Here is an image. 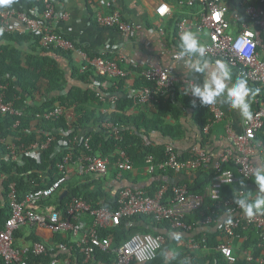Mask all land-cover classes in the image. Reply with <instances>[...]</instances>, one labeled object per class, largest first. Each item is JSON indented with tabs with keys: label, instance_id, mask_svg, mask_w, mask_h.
Masks as SVG:
<instances>
[{
	"label": "built area",
	"instance_id": "2783aa9c",
	"mask_svg": "<svg viewBox=\"0 0 264 264\" xmlns=\"http://www.w3.org/2000/svg\"><path fill=\"white\" fill-rule=\"evenodd\" d=\"M244 7L245 14L253 28L242 27L237 33L230 29V23L226 19L228 7L226 0H187L180 3L186 7L201 6L200 13L195 27L197 32L206 31L208 41L204 43L206 47L205 56L212 62L223 61L230 69L237 71L239 78L247 81V86L254 87L261 93V98H256L257 110L252 112L250 118L243 121V130L236 134L230 127L226 128V136L231 143V149L222 153L217 160L207 154L200 146L191 148V156L182 160L181 154L173 145L165 146V159L161 163L155 164L153 157L145 159V169L149 175L157 173H192L204 168L218 170L223 163H233L236 173L230 170L221 171L211 181L207 187L206 196L215 203L216 210L223 207L225 212L215 220V212L209 216H204L201 225L210 230L211 226L223 235L224 244H221L217 251L228 264H234L236 257L233 254L232 241L237 239L236 231L245 222L261 233L264 239V216H247L239 208L234 200L245 196V192H240L235 198L223 200L222 190L228 185L236 184L238 177L246 182L253 179L255 164L252 161L253 154L258 151L264 161V142L258 139V134L264 127V61L260 59L258 49L262 47L260 35L264 33V11L247 2L238 0ZM44 11L41 19L43 25L35 19L30 18L26 13L17 12L12 8L0 9L1 31H17L20 34L35 33L41 35V46L44 49L54 48L61 51H74L76 61L80 64V72L91 67L101 78L117 79L126 78L131 75L136 68L122 55H117L112 59L105 57L90 58L84 51L76 48V45L61 33H56L55 23L58 20H68L66 13L57 11L53 0H43ZM109 8L108 14L97 12L95 22L101 28L112 29L123 36L133 35L137 27L129 21L123 19L117 8V0H107ZM34 14V11L32 12ZM155 14L165 17L169 14V7L160 4L155 9ZM219 14L218 19L214 15ZM17 22L15 26L11 21ZM186 20L183 19L178 25V36L185 31ZM58 32V31H57ZM175 60H182L184 57L172 55ZM138 78H141L150 86H141L129 91L130 97L135 104H147L156 95L170 96L177 84L176 78L170 69L155 66L139 71ZM0 82V115L20 116L21 112L13 108V103L6 101V86ZM93 87L97 91L100 101L107 100L109 105L106 113L115 109L117 95L109 93L106 95L97 86ZM106 91V88L103 89ZM213 116V122L203 129V134L208 133L213 125L221 121L223 114L216 105L207 106ZM64 115L61 108L38 114L36 117L46 122L58 119ZM66 117L74 118L73 114L67 113ZM19 126L16 121L13 129ZM102 127L112 130L113 136L118 139L119 129L111 124L104 123ZM26 132L29 129L26 128ZM61 135L57 140L56 136ZM46 141L34 143L28 146L7 143L0 138V144L5 151L0 150V160L5 162H15L18 166L23 165L24 158H31L39 161L42 151L48 149L50 143L55 141V154L60 155L59 162L56 163L58 177L45 188L37 189L26 194L22 199L18 198L15 184L7 185V204L9 216L0 230V261L4 264H42L31 262L33 258L50 257L49 264H55L56 260L51 257L53 250L40 242H33L29 247L18 249L14 246V234L23 227H40L48 229L53 234H69L74 238V246L79 249L82 255V262L87 264L94 259L97 251L106 253L113 257V264H148L157 257V252L165 243L163 236L152 234H135L119 247L112 246L110 236L100 237V232L109 228L118 227L124 218H131L135 215L152 217L156 222H166L171 229L184 233L195 231V224L188 221L187 217L194 211L199 210L203 205V197L198 194H189L186 185H175L170 188L171 197L163 203L168 186H163L152 197L146 195L142 190L132 188H122L117 193V209L110 211L106 207L91 209L82 198L69 197L66 187L69 183L79 182L84 184L90 176L104 177L109 174L111 167L114 169V178L123 179V176L133 171V164L129 156L122 150L117 152L115 162L112 164L108 157L88 155L90 150L89 138L77 135L72 126L68 124L67 130L55 129L53 133H46ZM80 150V153L76 152ZM237 176H236V175ZM250 188H255L251 187ZM66 196L61 198L63 192ZM260 193V192H259ZM261 195H264L260 193ZM60 197L64 200L63 206L56 208L48 205V201ZM206 234L203 235L201 243L194 237H188L186 247L191 251L205 249ZM260 263H263L260 260Z\"/></svg>",
	"mask_w": 264,
	"mask_h": 264
},
{
	"label": "trees",
	"instance_id": "16d2710c",
	"mask_svg": "<svg viewBox=\"0 0 264 264\" xmlns=\"http://www.w3.org/2000/svg\"><path fill=\"white\" fill-rule=\"evenodd\" d=\"M57 1L53 0L55 5ZM165 1L172 2L175 8L181 9L178 5L187 0ZM226 1L233 5L236 14L241 20L249 21L244 8L236 5L235 0ZM5 7L26 13L30 18L35 19L42 25L45 23L41 19L44 11L43 0H12L10 5L0 7V9L4 10ZM183 10L185 9L183 8ZM33 11L34 14L32 13ZM183 17L184 15L177 11V14L169 21L170 27L172 26L174 30V35L178 31V24ZM55 32L59 34V32ZM76 48L84 51L77 45ZM85 53L90 58L105 57L112 59L110 56L94 57L87 52ZM74 55V51H61L54 48L44 49L41 46V35L35 33L2 32L0 22V82L6 86L4 92L6 101L12 102L13 108L21 112L19 117L0 115V138L6 140L7 143L15 144L16 147L21 145L28 146L46 141V133H53L55 129L67 130L69 124L77 135L89 138L90 150L86 152L88 155L108 157L113 164L117 152L122 150L129 156L133 166H145V159L148 156L153 157L155 164L161 163L165 159V146L168 144L154 143L151 139L153 133L160 134L163 139H169L171 143L183 137L184 129L180 119L186 115L184 112L186 108L192 110V119L199 129L201 137L203 136L204 127L213 122V116L207 106H201L198 99H196L194 105L189 103L191 99L187 98V95L181 97L174 94L175 96L171 98L160 94L154 96L147 104H135L129 95V91L133 87H125V81L130 75L122 79L101 78L96 75L91 67L80 72V64L75 60ZM65 61L67 62L66 66H63L62 64ZM106 81L111 82L114 86L106 87L105 91L103 90L105 89L103 83ZM95 85H98L97 88L106 95L109 93L117 95L118 98L114 110L106 113L101 112L104 106L108 108L109 105L107 100L104 102L100 101L97 91L93 89V87H96ZM143 85L150 86L149 83H146L141 78H137L134 88L138 89ZM251 89L253 90L252 94H250L251 100L261 98L260 92L256 91L253 86H251ZM55 108H61L64 111V115L49 122L36 117L38 114H43ZM258 108L259 105H255L251 113ZM67 113L73 114L74 118L66 117ZM16 121L19 122V126L13 129ZM104 123L111 124L119 129L118 139L112 135V130H106L102 127ZM26 128L29 129V132H26ZM60 137L61 135L58 134L56 139L58 140ZM258 139H262L264 142V127L258 134ZM202 141L200 143L201 147H203L206 138ZM55 149L56 143L53 141L47 150L41 152L39 161L26 157L23 159L22 166H18L15 162L0 160V188L2 190V199L0 198V230L9 216L6 199L7 185L9 183L15 184L19 199H22L30 192L49 186L58 177L55 165L59 162L60 155H54ZM0 150L5 151L2 144H0ZM76 153L79 154L80 150ZM190 156L191 150L187 155H181L182 160H186ZM226 170L236 173V167L229 162L221 164L219 171L212 168L201 169L199 171L201 172L200 175L192 180L176 182L175 174L169 171L152 175V180L148 187L137 188V186H134V189H140L146 195L152 197L163 186L168 185V191L163 198L164 204L171 197L170 188L175 185H186L189 194L202 196V207L187 217V220L196 226L194 232L184 233L173 230L166 222H156L152 217L135 215L131 218L122 219L118 227L101 231L100 237L110 236L112 238V246L119 247L135 234L145 233L163 236L165 243L157 252L156 259L148 264H228L217 251V248L224 244L223 235L217 229H214V226H211L210 230H206V227L201 225L204 216H209L215 212L213 217L218 220L225 212L223 207L219 210L214 208L215 203L206 196V190L212 179L221 171ZM110 172L114 174L113 167L110 168ZM165 175H168L167 182L158 179ZM105 178V176H90L82 185L77 181L69 183L66 187L68 196L82 198L90 205L91 209L106 207L110 211H114L117 209L118 190L114 192L115 189L108 188ZM124 179L137 184V181L131 176V172L124 175L122 180ZM241 182H243V185ZM251 185L255 186L253 179L246 182L238 177L236 184L223 188L222 198L227 200L235 198L240 192L248 193ZM63 203L64 200L60 197H55L48 201V205L56 208L62 207ZM176 233H180L178 238H171L172 234ZM204 234H206L205 249H203L202 244L198 252H203L205 256L197 259L194 255L197 251H189L186 247V241L188 237H194L196 241L201 243ZM16 235L17 232L14 234V238ZM69 236L68 238H70ZM236 236L238 238L233 240V242L235 241V246H232L233 254L236 257L234 264H264V239L254 225H247L243 222L236 231ZM68 238L65 242L68 241ZM56 239L59 243H62L59 235H56ZM35 241L38 242L37 239ZM178 241L183 243L182 252H184L183 255L189 260V263H180L177 258L178 255L174 258L166 259L169 247L173 246L171 242L175 243ZM72 251L80 262L83 257L79 254V249L74 246ZM94 259L96 262L113 264L112 256L99 251L95 253ZM260 260L263 263H260ZM30 261L49 264L51 259L50 257L38 259L32 257ZM0 263L4 264L2 261Z\"/></svg>",
	"mask_w": 264,
	"mask_h": 264
},
{
	"label": "crops",
	"instance_id": "0c3cea01",
	"mask_svg": "<svg viewBox=\"0 0 264 264\" xmlns=\"http://www.w3.org/2000/svg\"><path fill=\"white\" fill-rule=\"evenodd\" d=\"M234 2L239 7L244 8L240 5L238 0H235ZM247 2L264 11V0H247ZM162 3L169 7V14L165 17H159L155 14V9ZM226 5L228 7L226 19L229 21L230 29L234 34L241 30L242 27L253 28L248 20H241L239 18L233 5L227 1ZM178 7L182 10L184 8L185 10L182 11L179 8H175L172 2H166L165 0H117V8L123 19L137 27V30L133 35L126 37L117 31L101 28L96 25L95 15L97 12L103 14L109 13L107 0H58L56 3L57 11L60 13H66L68 20H58L54 26L59 33L69 38L91 56H110L111 58H114L117 55H122L127 58L136 68L125 81L126 88H134L138 73L143 69L155 66L170 69L172 75L177 80V84L169 97L173 98L175 95L183 97V95H187L186 97L191 99L189 103L194 105L196 99L190 94H185V88L188 86L189 81L200 82L204 77L198 74H192L189 71L185 65V61L188 60V57H184L182 60L173 59L172 55L179 51L178 45L180 37L178 36V31L174 35V30L172 26L170 27L169 21L177 14V11H180L181 14L184 15L182 20H186L185 31L191 30L196 33L202 44L208 41V37L206 31L201 33L197 32L195 27V23L202 12L201 6L197 5L191 8L179 4ZM16 24L17 22L14 20L11 21V25L15 26ZM262 34L260 35L262 47L258 49V52L260 59L264 61V35L262 36ZM75 56L76 54L74 55L76 60ZM66 63L67 62L65 61L62 65L66 66ZM231 73L232 80L228 82L229 87L239 78L235 70L231 69ZM103 86L106 88L114 85L111 82L109 83V81H106L103 83ZM223 99L224 98L221 97L220 102L216 104L223 114L221 121L213 125L208 133H204L202 136L203 138L192 119V110L186 108L184 110L186 115L180 119V123L183 125L184 129L183 137L176 141H172L171 143L169 139H163L160 134L153 133L151 135L152 141L160 144H172L181 155H187L193 146L201 147L200 143L206 138V141L201 148L209 154L213 160H217L222 153L227 150H232L231 143L226 136V128L230 127L234 133L239 134L243 130V121L245 120V118L241 117L238 111L232 110L227 104L223 103ZM255 101L256 98L251 100L250 95V111L256 105ZM180 106L182 107V105ZM104 110H107V107L104 106L101 109V111ZM252 161L256 166L258 164H264L258 151L253 154ZM139 166H134L133 171L131 172V176L137 181V184H133L125 179L116 180L114 174L110 172L105 176L106 185L110 189H115L114 192L127 187L132 189H134V186H137V188L148 187L151 183L152 175H149L146 172L145 166ZM173 173L175 174V181L181 182L182 180L186 181L195 179L201 172ZM158 179L167 182L168 175L159 177ZM251 187L255 186L251 185ZM137 188L136 190H140ZM1 191L0 188V198L2 199ZM246 194L251 203L257 197V194L260 193L256 187H249L248 193ZM256 215L264 216V213H258ZM176 234H172L171 238H176ZM56 235H59L60 239H62V243H59L56 239ZM178 235H180V233ZM68 236L69 234H53L45 228L26 226L17 231L13 243L16 248L24 249L29 247L33 242H36L35 240L37 239L38 242L47 245L53 250L51 257L55 258V264H84L82 260L79 262V259L72 251L73 248L71 247L72 244H74V238L71 236L68 238ZM67 238L68 241L65 242ZM171 243L173 249L177 250L180 247L181 242L178 241ZM232 246H235V241H232ZM166 259H169L167 253ZM87 264L105 263L100 261L96 262V260L93 259V261Z\"/></svg>",
	"mask_w": 264,
	"mask_h": 264
},
{
	"label": "clouds",
	"instance_id": "9594fccd",
	"mask_svg": "<svg viewBox=\"0 0 264 264\" xmlns=\"http://www.w3.org/2000/svg\"><path fill=\"white\" fill-rule=\"evenodd\" d=\"M11 3L12 0H0V7L8 6ZM218 18L219 14H215L214 19ZM178 47L179 51L176 55L182 58L188 57L185 65L189 71L204 77L200 82L189 81L185 88V94H190L193 98L198 99L201 106L216 105L223 97V103L232 110L238 111L241 117H251L249 97L253 90L247 86V81L244 78L236 79L229 87L228 82L232 80L231 69L223 61L212 62L207 59L205 45L191 30H186L180 35ZM241 183L243 185V182ZM253 183L258 191L264 194V164L255 166ZM234 203L249 217L264 213V195H258L250 203L246 194L234 200ZM176 236L178 238V234Z\"/></svg>",
	"mask_w": 264,
	"mask_h": 264
},
{
	"label": "rangeland",
	"instance_id": "374dc122",
	"mask_svg": "<svg viewBox=\"0 0 264 264\" xmlns=\"http://www.w3.org/2000/svg\"><path fill=\"white\" fill-rule=\"evenodd\" d=\"M183 243H180V247L177 249V250H174L172 246L169 247V250L167 252V256L171 259V258H174L176 257L177 255V258L179 260V262L181 263H189V260L183 255L184 252L183 251ZM190 251V250H189ZM192 252V251H191ZM195 257L197 259H199L200 257H204L205 254L203 252H195L194 253Z\"/></svg>",
	"mask_w": 264,
	"mask_h": 264
},
{
	"label": "water",
	"instance_id": "95a60500",
	"mask_svg": "<svg viewBox=\"0 0 264 264\" xmlns=\"http://www.w3.org/2000/svg\"><path fill=\"white\" fill-rule=\"evenodd\" d=\"M59 61V60H58ZM66 196V192H64L62 195H61V198H64Z\"/></svg>",
	"mask_w": 264,
	"mask_h": 264
}]
</instances>
